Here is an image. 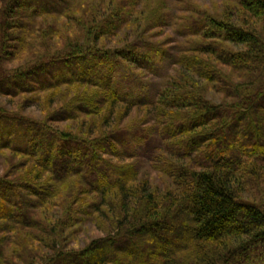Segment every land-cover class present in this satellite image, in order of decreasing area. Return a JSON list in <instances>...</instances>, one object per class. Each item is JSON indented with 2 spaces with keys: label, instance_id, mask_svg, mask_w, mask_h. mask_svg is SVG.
Returning <instances> with one entry per match:
<instances>
[{
  "label": "trees",
  "instance_id": "1",
  "mask_svg": "<svg viewBox=\"0 0 264 264\" xmlns=\"http://www.w3.org/2000/svg\"><path fill=\"white\" fill-rule=\"evenodd\" d=\"M84 1L0 0V51L21 61L25 50L33 48L31 44L37 47L36 43L40 41L38 45L44 48L37 51L42 54L24 60V64L38 65L31 71V82L16 81L12 88L0 84V95L18 98L58 92L63 87L77 91L72 100L49 115L53 121L96 117L107 106L113 109L117 103L127 105L126 112L134 107H145L146 112L134 127L93 136H111L113 144L97 143L94 148L89 144L91 151H85L79 142L88 141L90 137L65 134L47 122L0 108V151L15 152L26 157L25 163L31 162L35 166L32 168L31 165L19 174L16 171L20 166L15 164L13 178L0 176V232L15 233L23 228L37 230L42 235L32 239L46 245L51 241L49 248L53 250L47 256L37 257L43 264H108L104 259L82 261L79 253L65 252L58 239L69 230L105 217V207L111 206L109 198L115 193L121 199L117 215L122 213L123 220H127L131 209L140 204H143L144 216L156 215L154 210L164 212L163 219L155 222L158 231L154 235L165 247L173 244L165 233L176 227L168 220L169 214L173 220L189 213H195L192 218L197 223L204 219L211 211V201L202 199L198 206L188 202L187 168L181 163L186 157L170 150L165 142L182 137L184 133H191L194 140L204 136L218 141L216 134L221 129L216 125L229 111L222 106L231 103L235 108L232 103L235 96L248 91L247 86L255 83L253 77L264 64V0H233L249 20L259 21L261 26L250 24L248 20L249 27H245L233 24L227 18L210 15L196 18L194 15L187 23L190 26L187 36L191 39L179 46L178 53L170 59L176 74L160 88L157 96H148L145 90L139 95L124 93L113 83V75L120 70L121 64L129 62L139 68H153L156 65L154 59L167 56L168 50L148 44H127L126 48L104 50L89 41L85 45L75 41L77 43L71 46L59 24H47L48 17L76 21L85 27L89 39L93 37L95 41L109 34L115 35L116 28L132 14L124 2L117 5L116 0H99L95 6H86L84 18L79 19L75 10H79ZM106 1L114 7L105 9L104 14L102 8ZM156 16L159 21L161 15ZM58 49L61 51L57 52ZM233 73L239 80H234ZM247 79L250 81L245 82ZM132 81L128 80L129 83ZM137 85L143 88L142 81ZM81 88L84 91L79 94ZM69 111L71 115H61ZM111 113L113 110H108L105 118ZM245 118L244 113L236 109L229 114L227 126L232 127ZM145 125L148 126L146 130ZM125 130L139 131L141 134L135 138L136 142L147 140L153 147L152 154L145 157L137 151L130 155L125 144L117 138V133ZM257 147L264 148V144ZM105 156L113 158L105 161ZM142 158L148 160L150 168L158 175L166 177L170 183L166 189L154 184L148 174L139 181L145 173L140 170ZM126 160L133 162L129 164ZM206 181V177L197 179V187ZM196 197H199L198 193ZM51 207H57L58 211L48 216L44 210ZM94 214L97 215L90 220ZM229 218L228 215L218 218L221 226ZM120 222L118 219V226ZM205 223L209 231L216 227L211 220H205ZM183 227L187 229L188 226ZM192 239L224 242L215 234L197 235ZM0 242L8 243V239L3 238ZM1 256L3 252H0ZM8 261L1 259L0 263L10 264ZM33 261L22 259L23 264H33Z\"/></svg>",
  "mask_w": 264,
  "mask_h": 264
},
{
  "label": "clouds",
  "instance_id": "2",
  "mask_svg": "<svg viewBox=\"0 0 264 264\" xmlns=\"http://www.w3.org/2000/svg\"><path fill=\"white\" fill-rule=\"evenodd\" d=\"M36 66L22 64L0 51V84L12 88L16 81L31 82L30 74ZM253 80L255 83L247 86V92L235 96L232 102L235 108L231 103L222 106L229 111L216 125L221 129L216 134L218 141L204 136L194 140L191 133H184L165 142L170 150L186 157L181 163L187 168L188 202L198 206L202 199L211 201V211L204 219L197 223L192 218L195 213H189L173 220L169 214L168 220L176 227L165 233L173 241L165 247L154 235L158 231L155 222L163 219L164 212L154 210L156 215L144 216L143 204H140L131 209L127 220L122 219L121 213L119 217L98 223L99 230L82 244H74L70 237L64 242L65 252L79 253L82 261L104 259L108 264H264V148L257 147L264 144V87H258L264 85V64ZM236 109L246 118L228 127L229 114ZM71 114V111L61 113L62 116ZM147 128L145 125L144 129ZM140 134L136 130H125L118 132L117 138L130 155L139 151L147 157L153 147L147 140L137 143L135 138ZM97 143L111 145L114 140L106 136L79 142L85 151H91L89 144L94 148ZM109 159L110 156H105V161ZM133 160L126 163L131 164ZM203 177L207 181L197 187V179ZM95 215L89 219L93 220ZM225 215L230 218L221 226L218 218ZM205 220L216 224L214 230L209 231ZM182 225L188 226L187 229ZM227 232L232 235L226 236ZM212 234L224 242L192 239Z\"/></svg>",
  "mask_w": 264,
  "mask_h": 264
},
{
  "label": "rangeland",
  "instance_id": "3",
  "mask_svg": "<svg viewBox=\"0 0 264 264\" xmlns=\"http://www.w3.org/2000/svg\"><path fill=\"white\" fill-rule=\"evenodd\" d=\"M107 1L105 2L106 5L104 6V9L102 8L104 14L106 12L105 9L114 7V5L112 6V3L108 5L109 2L107 3ZM117 1L118 0H116L117 5L124 2L127 7L129 6L127 10L132 11V14L129 15V17H126L127 21L123 22L121 27L116 28L115 35L109 34L102 39H97L95 41L92 40L93 37L89 39L90 36L88 37L87 32H85V27L78 25L76 21L69 20L67 22L61 17L50 16L46 19V22L50 25L54 23L59 24L63 29L62 33L64 34L65 39L70 42L71 46L77 43L75 41L80 42V45H85L86 42L89 41V44L94 45L95 43L104 50L124 48L127 44H136V46L141 44L155 45L168 50L167 56H161L154 59L156 65H153V68L149 66L139 68L135 64L129 62H127L128 64L124 63L119 66L120 70L113 75V83L117 84L122 92L128 94L133 93L134 95H139L142 90H145L148 96L155 97L160 88L165 86L167 81L176 74V67L170 59H172L171 56L173 54L175 55L178 53L179 46L185 44L188 39H191V37L187 36L189 34L188 27H190L187 23L194 19V15L196 18H201L207 15L220 19L227 18L233 24L245 27H249L246 24L248 21H250V24L253 22L252 24L261 26L259 21L252 19L249 20L248 16L241 11L240 7L236 6L237 3L233 0H230V2L229 0ZM98 2L99 0H85L81 4L80 9L75 10L77 17L83 19L85 15V7L95 6ZM156 15H161L159 21H157ZM43 40L44 39H42V41ZM38 43H40V41L36 43L37 47H34L35 45L33 46V44H31V47L33 48L25 50L24 57L20 58L22 64H24V60L31 59L34 55L38 56L42 54V52H37L39 50L43 51L44 49L41 48ZM60 51L61 50L58 49L57 52ZM44 55L45 54H43V56ZM233 75L234 80H239L237 74L233 73ZM129 79L134 81L129 83ZM141 81L143 82V88L137 85V83ZM249 81L250 80L247 79L245 82ZM131 87L133 88V91L131 90ZM61 90H57L58 92L47 91L44 93L22 95L18 98L0 95V108L9 112L21 113L24 117L47 122L49 126L57 129L59 132L86 137L102 135L118 128L134 127L138 121L143 119L146 115L145 107H134L126 112L127 105L124 103H117L113 106V109L110 106H107L105 111H102L96 117H79L76 120L65 119L53 121L49 115L62 105L67 104L77 93V91L65 87ZM83 91L84 89L81 88L79 94ZM110 109L113 110V113H111L108 118H105V115L108 114V110ZM103 119L104 122H102ZM103 123H106V125L103 126ZM24 160H26V157L15 152L0 151V176L13 178V166L15 164L20 166L16 172L23 174L24 171L29 169L32 165L31 162L25 163ZM33 167H35L34 164L32 165V168ZM140 170L145 173L141 174L139 181L148 174L151 177L152 182L158 184L161 189H166L170 184L164 175H158L150 168L147 159L141 160ZM116 194L117 193L113 194V196L109 198L111 206L105 207L107 209L105 217L88 222L85 225L77 227L74 231L69 230L68 233L64 234V237L58 239V244L63 248H66L67 246L64 242L69 240L68 238L70 237L74 244H82L86 239L99 230L98 223L109 221L112 217H119L117 214L121 209V199ZM87 205L85 207H87ZM56 210L58 211L57 207H51L50 209L44 210V213L48 216H52ZM36 235L42 234L37 230L26 228H23L20 231H15V233L0 232V240L3 238L5 240L8 239V243L0 242V252H3V256H1L0 260H9L8 262L10 264H23L22 259L26 260V262H32L34 259L33 264H43L37 257L47 256L53 251L49 248L51 241H48V245L43 244L44 242L41 243L35 241L32 238Z\"/></svg>",
  "mask_w": 264,
  "mask_h": 264
}]
</instances>
